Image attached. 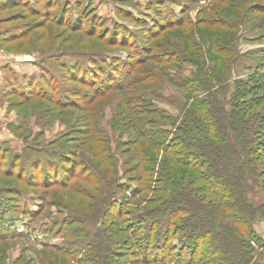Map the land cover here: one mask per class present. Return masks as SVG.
<instances>
[{"label": "rangeland", "instance_id": "374dc122", "mask_svg": "<svg viewBox=\"0 0 264 264\" xmlns=\"http://www.w3.org/2000/svg\"><path fill=\"white\" fill-rule=\"evenodd\" d=\"M178 19L207 34L235 25L242 57L230 85L264 83V0H0V264L74 259L99 211L123 210L109 224L126 238L141 212L134 199L120 203L138 180L158 186L136 152L139 120L174 133L170 100L183 99L165 62L178 55L151 31ZM254 225L264 240V220ZM183 241L172 240L173 258Z\"/></svg>", "mask_w": 264, "mask_h": 264}, {"label": "trees", "instance_id": "16d2710c", "mask_svg": "<svg viewBox=\"0 0 264 264\" xmlns=\"http://www.w3.org/2000/svg\"><path fill=\"white\" fill-rule=\"evenodd\" d=\"M223 24L222 30L207 34L201 22L187 25L178 19L151 31L162 37L159 48L172 47L178 55L172 60L166 52L165 62L174 61L171 81L183 98L174 95L170 100L179 114L168 118L174 133L154 127L146 117L139 120L136 152L152 165L142 172L157 175L158 186L152 190L138 180L130 197L120 203L125 208L134 199L141 212L133 226L126 227L124 240L109 224L122 219L123 210L99 211L88 241L72 253L75 258L66 255L56 264H264V240L254 225L264 220V83L244 87L236 81L231 87L229 79L242 55L232 31L235 25ZM172 29H177V37H169ZM186 63L193 66L189 75L182 65ZM165 133L172 136L167 139ZM108 192L113 190L109 187ZM66 231V237L75 234ZM176 237L184 241L173 258L179 250L172 245ZM120 242L126 250L119 248ZM39 262H48L45 254Z\"/></svg>", "mask_w": 264, "mask_h": 264}]
</instances>
